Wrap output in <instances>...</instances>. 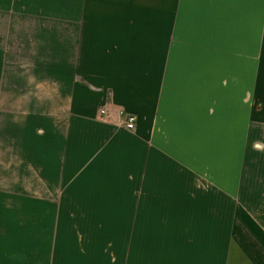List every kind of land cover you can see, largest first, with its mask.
Wrapping results in <instances>:
<instances>
[{"label": "crops", "instance_id": "1", "mask_svg": "<svg viewBox=\"0 0 264 264\" xmlns=\"http://www.w3.org/2000/svg\"><path fill=\"white\" fill-rule=\"evenodd\" d=\"M75 228L264 264V0H0V264H106Z\"/></svg>", "mask_w": 264, "mask_h": 264}, {"label": "rangeland", "instance_id": "2", "mask_svg": "<svg viewBox=\"0 0 264 264\" xmlns=\"http://www.w3.org/2000/svg\"><path fill=\"white\" fill-rule=\"evenodd\" d=\"M109 100L111 101V99L108 97L106 102H109ZM109 107V106H108ZM121 110V109H120ZM119 111V110H118ZM123 113L125 114H130L125 112L122 109ZM98 112V111H97ZM133 115V114H131ZM135 117V124H136V116ZM97 119L99 121H102L103 123H107V124H111L113 126H121L122 128H125L123 126V124H121V119L118 117H114V118H102L99 116V114H97ZM135 130V127H134ZM129 131V132H133ZM74 161V159H73ZM75 171H80L81 170V164H77L75 163V167H74ZM98 229L97 228H75V236L77 237V243H75L74 245V255H76L78 257L79 251H88L89 255H93L97 257V254H99L98 257L101 258V256L104 255V250L106 252V264H113V253H112V243H101L103 241L98 240ZM108 239V237L106 238ZM81 241H83L85 244L81 243ZM87 241H89V243H86ZM99 241V242H97ZM101 241V242H100ZM103 260V258H101ZM81 261H77L75 259V264H79ZM87 262V261H86Z\"/></svg>", "mask_w": 264, "mask_h": 264}, {"label": "built area", "instance_id": "3", "mask_svg": "<svg viewBox=\"0 0 264 264\" xmlns=\"http://www.w3.org/2000/svg\"><path fill=\"white\" fill-rule=\"evenodd\" d=\"M98 114L100 117L105 118V119L111 118L110 110H109L108 106H105V105H103L102 107L99 108ZM117 115H118V118L121 119L120 122H121V124H123L125 129H127L129 131L134 130V127H135L134 115L125 114V113H123L122 110L117 111Z\"/></svg>", "mask_w": 264, "mask_h": 264}]
</instances>
